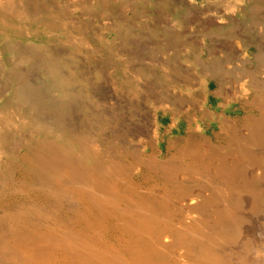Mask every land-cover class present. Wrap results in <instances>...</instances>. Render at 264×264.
I'll return each instance as SVG.
<instances>
[{"label": "bare ground", "instance_id": "bare-ground-1", "mask_svg": "<svg viewBox=\"0 0 264 264\" xmlns=\"http://www.w3.org/2000/svg\"><path fill=\"white\" fill-rule=\"evenodd\" d=\"M25 1L17 5L15 0H0V16L15 18L19 26L32 20L59 31L66 20L70 29L64 28L74 31L70 8H84L90 2L73 0L61 9ZM230 2L225 0L227 7L234 6ZM245 3L242 45L236 46L243 49L238 53L243 66L237 68L230 58L228 82L233 91L239 90L242 105L256 112H248L240 124L223 121L228 144H216L191 123L198 110L210 117L205 103L201 106L191 100L189 92L173 95L155 79L147 85L149 96L166 111L187 108L192 130L187 145L166 162L158 160L156 116L150 114L147 125L135 127L134 150L127 145L116 147L108 140L110 145L97 144L92 133L99 118L89 117L92 127L78 131L67 122L66 105L47 100L55 112L42 121L34 113L37 108L46 111L47 104L35 103L33 86L20 82L15 107L32 106L24 116L37 130L29 134L25 165L19 152L23 142L6 130L13 125V116L0 117V264H264V0ZM257 7L262 18L254 25L246 18ZM192 15L182 16L181 22L201 19L198 12ZM116 24L113 21L111 26L117 30ZM223 46L230 48L229 42ZM251 47L256 50L253 63L248 54ZM230 53L238 59L236 51ZM43 54L48 56L46 75L61 97L70 96L73 75L89 83L91 78L76 57L47 49ZM130 70L132 76L152 75L149 68ZM186 73L172 77L170 73L166 78L191 88L196 76ZM220 74L211 72L210 79L218 84ZM238 81L234 90L237 85L232 82ZM91 89L88 99L94 100L97 92ZM144 138L154 148V156H145ZM139 172L158 178L136 180Z\"/></svg>", "mask_w": 264, "mask_h": 264}, {"label": "rangeland", "instance_id": "rangeland-1", "mask_svg": "<svg viewBox=\"0 0 264 264\" xmlns=\"http://www.w3.org/2000/svg\"><path fill=\"white\" fill-rule=\"evenodd\" d=\"M31 1L39 5H50L52 8L56 5L61 9L66 3H74L73 0H28V2ZM230 1L233 7H227L225 0H90L85 3L84 8L69 7L72 13V18L69 20L75 23L74 31L69 30L70 26L66 25L69 24L67 20L59 31V29L51 30L46 25L34 23L32 20H26L22 26H19L20 23L15 18L5 20L3 16H0V109L4 108L0 117L3 118L5 113L13 116V125L6 130L15 133L18 140L23 142L19 150L22 162L27 164L24 153L30 146L29 134L34 133L37 128L32 122L25 120L24 114L32 111L31 105L15 107L20 82L33 86L32 99L35 103L42 101L41 105L47 104L46 111L37 108L36 112H33L34 116L36 114L42 121L49 116V113L55 112L50 109V103L53 102L56 104L63 102L66 105L67 122L78 131H82L83 128L89 129V117L99 118L93 126L92 133L97 144L110 145L109 142H111L116 147L127 145L134 150L136 133L133 135V132H137L135 127L147 125L150 114L156 116L160 138L158 160L166 162L171 160L179 149L187 145L192 130L187 108H182L180 111H166L163 104H158L149 96L147 85L150 81L154 83L155 79V83L173 95L179 96L182 91L189 92L191 100H195L201 106L205 103L211 110L210 117L202 116V111L198 110L197 115L192 117L194 120L191 123L199 126L201 133L211 136L216 144H228L223 121L228 119L230 123L240 124L248 112H256L242 105V100L238 96L239 90H235L238 88L239 81L232 82L237 85L234 88L235 91L228 82V76L232 74L228 65L230 58L233 59L236 67L238 65L237 68L243 66L242 56L240 60L238 54L243 49L241 46V49L236 46L242 45L241 35L244 32L245 23L242 11H245V4H247L245 2L248 0ZM15 2L17 5L20 2L26 3L25 0H15ZM110 6L112 10H109ZM254 11L251 12L252 15L248 20L246 18V21L251 20L252 24L258 25L262 18L259 7ZM197 12L200 13L201 18L197 23L181 22L182 16L193 14L192 16L195 17ZM113 21L118 24H116L117 30L111 26ZM216 26L218 29L215 28ZM231 35H235V38ZM228 42L229 49L223 46ZM46 49L76 57L78 64L84 67L87 71L86 75L91 78L89 83L88 80L81 82L76 80L75 74L72 76L68 89L70 96L61 97L58 90L54 88L52 80L46 75L47 68L44 62L48 56H42ZM232 49L237 52L238 59L234 57L235 53H230ZM254 51L256 50L253 47L248 49L252 63L256 58ZM34 52L37 54L35 55ZM23 54L28 55L29 58L23 57ZM136 67L149 68L152 75L132 76L130 69ZM174 70L177 72H172ZM169 72L171 77L176 76L177 73L191 72L196 76L194 77L195 85L191 88L190 86L182 87L180 82L176 83L167 79ZM211 72L221 73L220 76L217 75L221 80L220 83L217 84L215 80L210 79ZM182 83L186 85L185 82ZM91 87L97 92V96H93L96 98L94 100L88 99L92 96ZM218 88L220 91L215 93ZM251 95H253L252 92ZM6 102L10 105L5 106ZM90 108L91 110L87 111ZM189 112L192 115L193 109ZM124 134H128L127 137ZM146 140L144 138L143 142L145 156H154L151 154L154 148ZM139 173L134 176L136 180L158 178L148 172ZM0 175L3 176V165L0 167ZM16 177L17 175H14L13 179ZM0 212H3V204L0 205Z\"/></svg>", "mask_w": 264, "mask_h": 264}]
</instances>
